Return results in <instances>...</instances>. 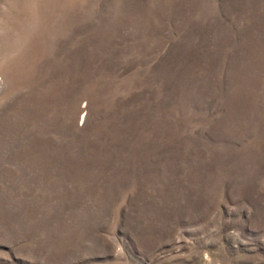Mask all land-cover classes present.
Listing matches in <instances>:
<instances>
[{"label":"rangeland","instance_id":"obj_1","mask_svg":"<svg viewBox=\"0 0 264 264\" xmlns=\"http://www.w3.org/2000/svg\"><path fill=\"white\" fill-rule=\"evenodd\" d=\"M0 82V264H264V0H0Z\"/></svg>","mask_w":264,"mask_h":264},{"label":"bare ground","instance_id":"obj_2","mask_svg":"<svg viewBox=\"0 0 264 264\" xmlns=\"http://www.w3.org/2000/svg\"><path fill=\"white\" fill-rule=\"evenodd\" d=\"M0 88H1V82H0ZM85 109H83L82 111H84Z\"/></svg>","mask_w":264,"mask_h":264}]
</instances>
